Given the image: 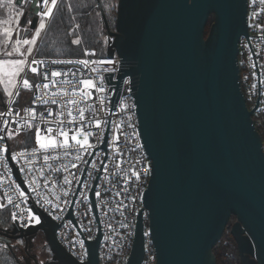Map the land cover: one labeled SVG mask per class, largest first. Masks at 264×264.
Segmentation results:
<instances>
[{"label": "water", "instance_id": "obj_1", "mask_svg": "<svg viewBox=\"0 0 264 264\" xmlns=\"http://www.w3.org/2000/svg\"><path fill=\"white\" fill-rule=\"evenodd\" d=\"M37 5L31 0L22 17V26L32 22L25 36L41 19ZM247 12L248 0H118L114 30L105 21L114 37L107 55L122 59L120 80L132 78L151 160L144 205L157 264H217L214 248L227 229L240 264H264L263 142L238 64ZM8 158L27 191L10 150ZM32 209L39 224L5 229L2 222L0 236L10 242L41 232L52 255L45 264H99L100 236L87 242L88 259L79 262L60 243V224L35 204ZM143 256L142 211L128 264H142Z\"/></svg>", "mask_w": 264, "mask_h": 264}, {"label": "built area", "instance_id": "obj_2", "mask_svg": "<svg viewBox=\"0 0 264 264\" xmlns=\"http://www.w3.org/2000/svg\"><path fill=\"white\" fill-rule=\"evenodd\" d=\"M38 4L40 12L46 11L40 0ZM247 22L248 36H242L239 44L240 85L248 109L254 110L252 118L262 136L264 151V3L261 0H248ZM38 46L13 94L0 109V204L3 205L0 224L7 217L11 225L23 229L35 225L28 222L26 211L31 209L39 216L32 209L35 204L60 224L57 237L79 262L88 259L87 242L100 236L99 264H128L138 216L143 211L142 264H157L144 205L151 178V174L145 175V169H151V160L139 130L132 78L119 79L122 59L118 55H103L95 48L85 49L79 57H43L38 54ZM33 60L38 63L33 64ZM81 60L89 63H77ZM107 60L115 61L114 65L100 63ZM32 67L38 69V74L31 72ZM52 72L61 75L52 77ZM46 73L48 79H44ZM24 79L29 80L30 87L23 85ZM87 79L93 80L96 87L88 89L89 95L82 97L80 81ZM126 80L130 83H125ZM44 84L48 87L44 88ZM79 109H84L83 121ZM69 111L75 123H69L72 119L68 117ZM96 121H100V127H96ZM81 127L91 133L89 148L80 149L70 141L67 148L44 150L36 143L37 128L41 135L52 128L53 135L62 144L60 129L71 136ZM8 150L27 191L14 174ZM45 155L49 156L47 161ZM65 178L69 183H65ZM20 192L24 193L23 197ZM71 211L73 218L68 216ZM12 213H17L16 221L12 220Z\"/></svg>", "mask_w": 264, "mask_h": 264}, {"label": "trees", "instance_id": "obj_3", "mask_svg": "<svg viewBox=\"0 0 264 264\" xmlns=\"http://www.w3.org/2000/svg\"><path fill=\"white\" fill-rule=\"evenodd\" d=\"M5 1L0 0V5ZM13 2L16 4V0ZM22 5L27 8L30 1L26 0ZM117 9L118 0H61L38 46L39 56L79 57L87 48H95L101 54L107 55L108 29L105 21L114 30ZM5 14L6 11L0 8V16ZM77 39L80 43H73ZM1 94L0 109L7 98L2 91ZM2 222L9 223V220L6 217ZM214 251L217 264H240L237 244L230 229L225 231Z\"/></svg>", "mask_w": 264, "mask_h": 264}, {"label": "snow or ice", "instance_id": "obj_4", "mask_svg": "<svg viewBox=\"0 0 264 264\" xmlns=\"http://www.w3.org/2000/svg\"><path fill=\"white\" fill-rule=\"evenodd\" d=\"M11 2V0H10ZM40 2L46 6V11H42V12H37V15L41 17L40 21H39V25L38 28L35 31V36L32 39H16L15 40V44L13 46L12 52H8L6 53V55L11 56L13 53H16L18 55H24V53L21 52L20 49V45H28L29 47L27 48V54H31V52L33 51V45L36 44L37 42V38L40 36L41 34V30H43L46 27L45 24V20L44 18H51L54 12V9L57 7L58 4V0H40ZM261 3H264V0H261ZM37 7H39V4L37 5ZM27 23L31 24V20H28ZM3 35L5 36V43H7L8 41H11L13 38V32L11 27H7L3 29ZM73 43H80V41L77 39L75 41H73ZM61 61H53V63H60ZM33 64L38 63L37 61L33 60L32 61ZM65 63H72V61H65ZM77 63L80 64H84L87 65L89 63V61L87 60H81V61H77ZM100 63H107V64H113L115 63V61L113 60H107V61H100ZM27 64V61L24 59H2L0 60V77H6V83L9 85H14L16 82V78H18L24 71H25V66ZM32 73H37L38 74V69L36 67H32L31 69ZM52 77H58L61 75L60 72H52L50 74ZM44 79H48V74H44ZM80 83L83 85V89L81 90V95L82 97L84 96H88L89 92L88 89L91 88H95L96 84L94 83L93 80L91 79H87V80H81ZM125 83H130V81H125ZM23 85L25 87H30V83L28 79H24L23 80ZM37 87H39V85H37ZM44 88L48 87V84H44L43 85ZM103 89H101L102 91ZM13 93L12 92H8V95L11 96ZM16 95H19V93L17 92ZM53 103H55V101H53ZM69 103H76L75 101H69ZM51 115V113H49ZM79 116H80V120L83 121L85 119V113H84V109H79ZM68 117L72 118L73 114L71 111L68 112ZM7 121H5V125H7ZM62 123V122H61ZM69 123H75V119L72 118L70 119ZM96 127H100V121H96ZM17 130V134H18ZM46 134L45 135H41V131L39 128L36 129V143L39 145V147L41 149L47 150L49 148L51 149H55L58 146H62L67 148L69 146L70 141L75 142L76 145H79L80 149H85V148H89L91 147V144L89 143V136L91 135V133L84 131L83 127L79 128L76 130V134H72L71 136H69V132L65 131L63 129H60L58 135L60 137H63V141L62 144L56 139V137L53 135V129L52 128H47L45 130ZM12 131H9V137L11 138L12 136ZM83 136V139H80V136ZM0 139H2V137H0ZM6 151V149H5ZM21 155H23V153H21ZM13 159H16V156L13 155L12 157ZM80 157L77 156V159H79ZM49 159V156L45 155L44 156V160L47 161ZM73 167H75V165H73ZM137 176V179H140V176L138 173H134ZM151 174V169L150 168H146L145 169V175H150ZM65 183H69V181H67V179L65 178ZM35 190V189H33ZM19 195L21 197L24 196L23 192H20ZM97 195H99L97 193ZM12 201L9 200V203H11ZM16 207H19V205H15ZM3 205L0 204V208H2ZM27 217H28V222H35L36 224H39L40 221V217L35 214L31 209H27ZM18 219V215L17 213H12V220L16 221ZM147 234V233H146Z\"/></svg>", "mask_w": 264, "mask_h": 264}, {"label": "rangeland", "instance_id": "obj_5", "mask_svg": "<svg viewBox=\"0 0 264 264\" xmlns=\"http://www.w3.org/2000/svg\"><path fill=\"white\" fill-rule=\"evenodd\" d=\"M24 1H26V0H24ZM44 7H46V6H44ZM0 8L2 11H6L5 15H3V16L1 15L2 17L0 16V60H2V59H24L28 63L31 54L33 53V51L35 50L37 45L40 44L43 36L45 35V33L48 29V25H49V23H50L55 12L53 13L51 18H44L46 27L43 30H41V34L37 38L36 44L32 46L33 51L31 52V54H27V51H26L29 46L21 44L20 49H21V52L24 53V55L21 56V55H18L16 53H13L11 56H8V55H6V53L12 52V49H13V46L15 44L16 39H32L35 36V31L38 28L39 22H38L37 27L35 29L31 30L30 33L25 36L24 31H21V29L23 27L21 26V23H20L21 17L23 15L24 6L23 5L22 6L16 5L13 2V0H11V2H10V0H6L5 2H1ZM7 27H11L12 32H13V38L11 41H8L7 43H5L6 38L3 35V29L7 28ZM20 77H21V75L18 78H16V82L14 85L7 84L6 83V79H7L6 77H0V92L2 91L4 93V95L6 97H8L9 96L8 92L9 91L12 93L14 92ZM22 92H23V90L21 91V93ZM81 139H83V138H81ZM36 243L39 246V249L36 251L38 253L39 259L41 261L46 260L47 262H49V258L51 260L52 255H51V252L49 251V248L46 244L45 237L42 235V233L39 234V236L36 240ZM44 246H46V247H44Z\"/></svg>", "mask_w": 264, "mask_h": 264}, {"label": "flooded vegetation", "instance_id": "obj_6", "mask_svg": "<svg viewBox=\"0 0 264 264\" xmlns=\"http://www.w3.org/2000/svg\"><path fill=\"white\" fill-rule=\"evenodd\" d=\"M29 8L30 6L23 9V15L29 10ZM22 27L23 28L21 29V31L25 32L29 30V23ZM108 41L109 43H113L114 37L107 35L106 42L108 43ZM3 228L11 229L12 227L10 223H5L3 225ZM40 233L41 232H39L35 237H28L27 239H17L10 242L0 236V264H45L47 261H41L38 257V253L36 252L39 249L36 240ZM42 235L44 236L43 233Z\"/></svg>", "mask_w": 264, "mask_h": 264}]
</instances>
